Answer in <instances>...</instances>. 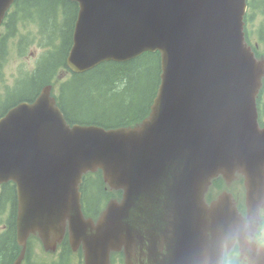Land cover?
Instances as JSON below:
<instances>
[{"label": "trees", "instance_id": "trees-1", "mask_svg": "<svg viewBox=\"0 0 264 264\" xmlns=\"http://www.w3.org/2000/svg\"><path fill=\"white\" fill-rule=\"evenodd\" d=\"M66 20L68 19V11L65 12ZM7 41L4 39L0 41V46L5 48ZM43 75V72L40 73ZM155 70L148 67L144 62L140 64L127 63L124 65H106L103 68L100 67L86 75L89 80V85L93 84H105L112 85L116 83L122 84L124 87L121 94L126 97V103L122 105H117V110L119 111V117H103L104 120H112L116 123L124 122L127 114L134 110L136 114L142 112V106H145V102L152 93L151 83L154 80ZM141 78H145L148 82L147 86H141ZM127 83V84H126ZM88 84V83H87ZM95 87H99L94 85ZM115 94V89H111ZM139 94V95H138ZM138 95V96H137ZM87 95L82 96L81 100L78 101V109L82 113H89L88 108H86L89 100L86 98ZM105 114V113H104ZM3 245L0 244V251L3 253L4 257H8L9 248H2Z\"/></svg>", "mask_w": 264, "mask_h": 264}, {"label": "water", "instance_id": "water-1", "mask_svg": "<svg viewBox=\"0 0 264 264\" xmlns=\"http://www.w3.org/2000/svg\"><path fill=\"white\" fill-rule=\"evenodd\" d=\"M6 4H7V0H0V13L2 12V10H4ZM3 125H4L3 123H0V128H2ZM7 133H9L10 135H13V133L10 132V131H7ZM6 136H7V135H4L3 131L0 130V143H1V144H4V145H6V146H8V147L10 148V143H9V141L7 140V141L5 142ZM16 158H17V157H16ZM16 161H17V160H15V162H16Z\"/></svg>", "mask_w": 264, "mask_h": 264}, {"label": "rangeland", "instance_id": "rangeland-1", "mask_svg": "<svg viewBox=\"0 0 264 264\" xmlns=\"http://www.w3.org/2000/svg\"><path fill=\"white\" fill-rule=\"evenodd\" d=\"M72 100H75L76 101V106H78V101L81 100V97L80 96H74V97H72Z\"/></svg>", "mask_w": 264, "mask_h": 264}, {"label": "bare ground", "instance_id": "bare-ground-1", "mask_svg": "<svg viewBox=\"0 0 264 264\" xmlns=\"http://www.w3.org/2000/svg\"><path fill=\"white\" fill-rule=\"evenodd\" d=\"M127 84V83H126Z\"/></svg>", "mask_w": 264, "mask_h": 264}]
</instances>
